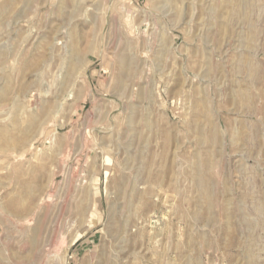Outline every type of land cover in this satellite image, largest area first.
<instances>
[{
    "label": "rangeland",
    "instance_id": "rangeland-1",
    "mask_svg": "<svg viewBox=\"0 0 264 264\" xmlns=\"http://www.w3.org/2000/svg\"><path fill=\"white\" fill-rule=\"evenodd\" d=\"M0 264H264V0H0Z\"/></svg>",
    "mask_w": 264,
    "mask_h": 264
}]
</instances>
